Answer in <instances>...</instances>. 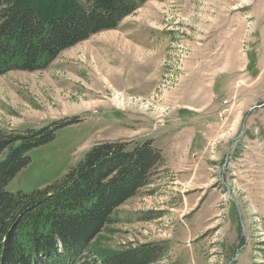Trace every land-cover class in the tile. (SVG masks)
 <instances>
[{"label": "rangeland", "instance_id": "1", "mask_svg": "<svg viewBox=\"0 0 264 264\" xmlns=\"http://www.w3.org/2000/svg\"><path fill=\"white\" fill-rule=\"evenodd\" d=\"M137 1L42 70L0 74V130L70 120L5 189L43 188L104 141L149 139L162 162L87 259L150 244L149 264H264V0Z\"/></svg>", "mask_w": 264, "mask_h": 264}, {"label": "trees", "instance_id": "2", "mask_svg": "<svg viewBox=\"0 0 264 264\" xmlns=\"http://www.w3.org/2000/svg\"><path fill=\"white\" fill-rule=\"evenodd\" d=\"M62 4L46 16L33 0H0V74L42 70L61 51L113 29L140 5L137 0H62ZM69 122L17 132L0 130V264H149L157 260V246L150 244L87 259L92 238L113 222L119 205L149 183L162 162L160 149L149 139L141 144L104 141L43 188L31 193L5 189L31 162L30 151Z\"/></svg>", "mask_w": 264, "mask_h": 264}, {"label": "crops", "instance_id": "3", "mask_svg": "<svg viewBox=\"0 0 264 264\" xmlns=\"http://www.w3.org/2000/svg\"><path fill=\"white\" fill-rule=\"evenodd\" d=\"M164 155V154H163ZM151 185V184H150ZM129 200V199H128ZM187 200V199H186ZM186 207H188V202H187V205H186ZM180 255H181V252H180Z\"/></svg>", "mask_w": 264, "mask_h": 264}]
</instances>
